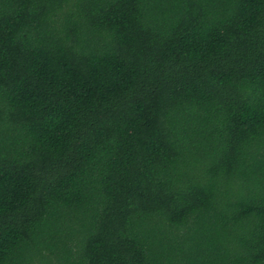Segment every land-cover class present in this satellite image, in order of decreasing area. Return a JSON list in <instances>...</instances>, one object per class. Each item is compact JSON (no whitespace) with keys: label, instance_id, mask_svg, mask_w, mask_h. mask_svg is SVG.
<instances>
[{"label":"trees","instance_id":"obj_1","mask_svg":"<svg viewBox=\"0 0 264 264\" xmlns=\"http://www.w3.org/2000/svg\"><path fill=\"white\" fill-rule=\"evenodd\" d=\"M0 264H264V0H0Z\"/></svg>","mask_w":264,"mask_h":264}]
</instances>
